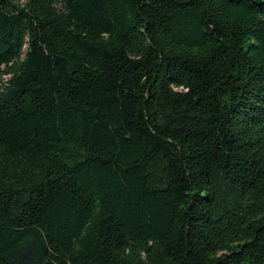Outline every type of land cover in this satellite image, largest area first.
I'll list each match as a JSON object with an SVG mask.
<instances>
[{
    "label": "trees",
    "instance_id": "obj_1",
    "mask_svg": "<svg viewBox=\"0 0 264 264\" xmlns=\"http://www.w3.org/2000/svg\"><path fill=\"white\" fill-rule=\"evenodd\" d=\"M0 264H264V0H0Z\"/></svg>",
    "mask_w": 264,
    "mask_h": 264
}]
</instances>
